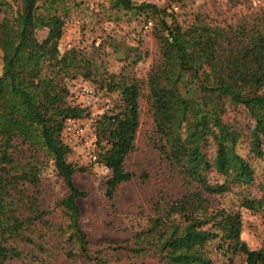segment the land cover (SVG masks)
<instances>
[{
  "label": "trees",
  "instance_id": "trees-1",
  "mask_svg": "<svg viewBox=\"0 0 264 264\" xmlns=\"http://www.w3.org/2000/svg\"><path fill=\"white\" fill-rule=\"evenodd\" d=\"M111 5L133 16L156 18V60L144 78L153 142L181 175L186 190L155 204L146 225L123 241L90 249L76 204L84 192L73 181L82 168L67 161L70 149L61 139L63 120L80 118L86 111L68 103L66 80L81 77L119 92L117 103L94 120L99 143L95 161L110 175L104 185L107 200L134 176L124 169V160L137 135L141 82L131 74L107 73L96 58L76 48L60 51V36L70 12L79 6L77 0H0V261L56 264L62 255L84 264H212L207 246L219 236L229 256L240 255L244 264H264V250L250 249L240 238L238 212L223 215L220 233L204 227L206 195L220 194L227 186L207 180L209 164L201 154L209 137L214 169H230L245 183L252 182V171L235 151V134L214 99L227 94L253 116L252 149L259 155L264 142V11L242 14L223 26L211 25L197 13L181 26L174 12L151 3L111 0ZM43 29L38 39L35 33ZM141 57L136 51L132 64ZM47 161L65 189L54 205L64 223L46 217L52 210L43 206L39 184L26 182V175L38 173ZM240 203L264 212L263 198L244 197ZM114 251L126 256L113 257ZM146 256L153 261L143 263Z\"/></svg>",
  "mask_w": 264,
  "mask_h": 264
},
{
  "label": "rangeland",
  "instance_id": "rangeland-1",
  "mask_svg": "<svg viewBox=\"0 0 264 264\" xmlns=\"http://www.w3.org/2000/svg\"><path fill=\"white\" fill-rule=\"evenodd\" d=\"M79 6L70 12L60 36L59 49L80 50L86 57H94L107 73L131 74L141 82L139 101V124L133 150L124 160V169L134 176L116 187L111 200L104 195L105 181L109 171L95 161L99 149L96 142L94 120L104 110L108 111L118 100V91L108 92L97 82L81 77L66 80L69 88L67 101L85 109L76 125L84 129L82 134L62 131V142L70 152L67 161L82 168L73 176L74 186L84 192L76 200L79 208V222L90 249L106 247L118 243L146 225L148 216L153 214L154 205L175 199L185 192L187 184L158 153L154 146L152 117L148 111L147 85L144 82L147 70L156 60L157 42L153 31L156 18L144 13L135 16L112 9L111 0H77ZM141 2V0H134ZM157 0L152 3L173 16L179 25L189 23L197 13L205 17L211 25L223 26L234 22L242 14L264 11V0ZM174 5V6H172ZM171 6V7H170ZM172 7H176L172 11ZM45 29L38 30L35 36L42 39ZM139 51L140 60L132 64L133 54ZM1 71V57H0ZM143 80V81H142ZM214 103L221 111L222 120L235 134V151L241 155L252 171L253 180L247 184L232 170L219 173L214 169V146L206 137L201 146V154L209 164L205 177L210 183L227 186L220 194L206 195L209 209L204 217V227L221 232L223 215L236 211L242 220L240 238L250 249L264 250V212L250 211L241 205L242 198L264 199V142L258 146L259 155L252 149L255 140L254 119L246 109L234 103L227 94H218ZM29 184L38 183L43 206L52 212L46 217L51 221L64 223L55 201L63 196L65 189L61 179L55 175L50 161L45 162L35 174L26 175ZM264 207V205H263ZM212 264H244L238 254L224 252L219 236L208 243ZM113 257H125L123 251L110 252ZM56 264H84L81 260L72 261L57 255ZM153 261L146 256L143 263ZM0 264H22L17 261H0ZM120 264H137L133 260ZM140 264V263H139Z\"/></svg>",
  "mask_w": 264,
  "mask_h": 264
},
{
  "label": "built area",
  "instance_id": "built-area-1",
  "mask_svg": "<svg viewBox=\"0 0 264 264\" xmlns=\"http://www.w3.org/2000/svg\"><path fill=\"white\" fill-rule=\"evenodd\" d=\"M156 1L157 0H141V2L151 3V4ZM171 9L172 11H175L176 7H172ZM62 129L63 131L68 132V133L82 134L84 132V129L81 125L75 124V118H65L62 123Z\"/></svg>",
  "mask_w": 264,
  "mask_h": 264
}]
</instances>
